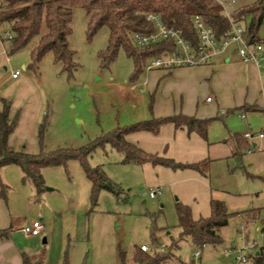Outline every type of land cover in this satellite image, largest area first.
Masks as SVG:
<instances>
[{"label":"rangeland","instance_id":"rangeland-1","mask_svg":"<svg viewBox=\"0 0 264 264\" xmlns=\"http://www.w3.org/2000/svg\"><path fill=\"white\" fill-rule=\"evenodd\" d=\"M225 1L222 0L225 10L231 14L234 9L256 0ZM88 21L89 16L81 8L73 9L69 43L76 52L78 68L71 77L62 70L60 63L54 62L50 53L36 71L22 69L23 65L27 67L30 63L34 44L14 55H4L1 53V37L5 36L4 32L9 34L10 30L7 27H3L4 31L0 29L2 92L14 97L31 90L38 92L42 105L40 122L47 120L44 137L46 152L79 149L118 129L156 118V113L170 105L173 98L171 85L164 87L156 78V71H146L139 81L131 84L134 66L122 50L109 69H101L98 54L107 47L109 30L104 27L89 38ZM258 36L264 43V23ZM2 44L6 49L7 44ZM16 70L21 72L19 81L9 77ZM130 84L135 86L133 94L122 90ZM207 97L214 98L210 93L206 94L202 99L204 104ZM17 115L18 112H15L12 116ZM217 115L222 119L213 120L207 141L200 140L211 151L204 160L227 157V153L231 157L234 147L231 142H226L228 129L243 133L242 129H246V122L251 119V115L245 120L229 111ZM257 123L253 131L260 133L264 126ZM166 134L163 137H168ZM200 144H194L197 147L194 155L200 154ZM248 154L243 152L238 160L233 157L237 160L234 166L227 160L223 164L218 162L211 169L210 163L204 177L190 169L173 170L150 163H126L110 144L99 146L88 157V163L93 168H103L116 186L119 197L103 188L93 209L89 182L77 161L69 162L66 169L56 167L45 170L46 191L41 200L35 197L31 185L24 184V187L21 184L22 172L17 166L5 167L0 171V178L8 189L7 200L0 197V229L11 227L14 216L38 219L43 214L53 224L47 236L51 250L44 264H58L59 260L63 263L65 258L69 264H122L120 253H125L126 259L130 260L135 248L146 246L152 251L157 241L158 248L164 250L172 239H178L177 204L188 206L194 219L209 218L211 199L217 198L226 203L230 212L256 211L253 222L243 217H232L219 232L224 243L216 247L205 246L201 259L194 263L229 264V259L222 256L227 245L243 247L247 242L256 241L259 248H264V232L256 231V228H264V170L258 172L252 164L254 159H258ZM170 158H173L171 152ZM176 162L190 164L195 161ZM228 174L235 175L240 194L233 195L219 189L220 186L231 188ZM157 191L156 197L151 198L150 193ZM241 225L246 230H239ZM43 237L37 240L42 243ZM195 251L189 240L181 241L175 253L177 258L172 264H180V258L183 262L193 261Z\"/></svg>","mask_w":264,"mask_h":264},{"label":"trees","instance_id":"trees-1","mask_svg":"<svg viewBox=\"0 0 264 264\" xmlns=\"http://www.w3.org/2000/svg\"><path fill=\"white\" fill-rule=\"evenodd\" d=\"M228 1V0H226ZM225 1V2H226ZM81 8L89 16L87 34L92 38L100 29L109 30L107 47L100 51L98 58L101 69H109L122 50L134 66L130 78L136 83L147 71V66L154 58L173 54L176 45L172 39H165L153 44L140 46L137 35H149L155 31L149 21V15H158L168 27L181 31L183 37L194 47L199 44V37L194 19L199 17L210 28L217 39H221L231 27L224 2L217 0H0V27H7L12 35L5 39L9 56L34 44L28 69L36 71L47 54H52L54 62L62 65V70L71 77L78 68L75 61L76 52L70 48L69 38L72 34L71 22L74 8ZM234 23L244 27L249 44L263 43L259 30L264 23V0L240 6L231 14ZM0 109V171L8 166H17L22 172V183L30 184L40 197L46 191V183L42 171L48 168H67L70 161L81 165L87 179L91 182V208L97 206L101 189H108L119 197L116 186L110 181L101 166L91 167L88 157L99 146L110 144L120 153L126 163L138 165L150 163L173 170L190 169L206 177L210 165L208 159L197 163H181L174 159L150 154L138 145L131 143L127 137L131 134L148 132L159 135L162 128L172 124L176 129H186L188 134L196 133L207 140L208 130L215 119H198L183 114L152 118L150 120L118 129L104 138L79 149H58L53 152L44 150V137L47 120L38 128L40 153L37 155L17 152L11 148L9 139L18 125L19 115L12 116L10 105L1 100ZM231 140L236 143V156H242L249 148L246 139L235 134ZM7 189L0 178V197L7 200ZM211 216L194 219L188 206L177 204L178 239H172L164 250L158 248L157 241L152 251L135 248L130 260L125 253H120L122 264H172L175 261L179 243L189 240L193 247L218 246L224 243L220 229L227 226L232 217L243 216L250 211L230 212L223 200L212 198L210 202ZM9 230H0V239H5ZM264 248H259L251 257V264H264ZM177 258V257H176ZM180 258V257H179ZM23 264H33L30 257L22 254ZM180 264H194L195 261ZM63 264H69L67 258Z\"/></svg>","mask_w":264,"mask_h":264},{"label":"crops","instance_id":"crops-1","mask_svg":"<svg viewBox=\"0 0 264 264\" xmlns=\"http://www.w3.org/2000/svg\"><path fill=\"white\" fill-rule=\"evenodd\" d=\"M217 1L222 2V0ZM2 43L4 42H1V53L4 55L8 54L7 48L5 49ZM22 69L29 70L28 66L26 67L25 65L22 66ZM15 72H12L9 77L15 81H19L21 73L16 78H13ZM151 72L156 73V78H159L164 87L171 85V95L173 97L172 100L170 99V105L167 104L159 113H156V118L183 114L202 120L215 118V120H218L222 118L217 114H224V111H229L233 115L238 114L245 120H248V116L251 115V119L246 122V129H242L243 133H235L233 132L234 129H228V135L225 139L228 138L226 142L232 143L234 152L231 157L227 155L230 153H227V157H214L211 161L209 160L211 163V169L218 162L223 164V161L227 163V160L230 161L231 166H234L238 160V156L235 155L236 143L233 142L231 138L235 134H239L244 138L245 133L253 132L256 135L252 140L244 138L249 144V148L244 150V152L247 151L249 153L248 155H254L255 158L258 159H254L252 162V164L256 166L258 172L264 170V136L262 138L258 136L259 134L264 133V130L260 133L253 131V127L257 126V122L258 126H260L261 123L264 126V70L258 63L241 61L237 55L236 48H231L226 54L216 57L209 65L193 68H180L172 71L151 70ZM2 83V79H0V109L2 108L1 100H5L10 105L11 115L15 112H18L19 114L18 125L9 139L11 148L17 152H24L32 155L39 154L40 143L38 138V128L41 124L40 108L42 107L40 95L38 92L31 90L19 97H14L13 95H8L2 92ZM134 88L135 86L130 84V86L123 87L122 90L126 93L133 94ZM208 93L213 95L214 98L207 97L205 101L206 104H204L202 100L203 96ZM26 99L29 100L27 101ZM260 114H263V116ZM215 115L217 116L214 117ZM165 133L168 134V137H163ZM127 140L138 145L141 149L150 154H157L158 156L169 154L167 155L169 157H163L170 158L171 152V157L175 158L176 161H190L192 159L195 161L194 163H197L207 155L209 156L210 151V149L208 151V148L200 142L202 138L199 135L196 133L188 134L186 129H176L172 124L165 125L159 135L140 132L129 135ZM226 142L223 143L226 144ZM194 144L202 145L201 148H199V155H194L197 149ZM171 149L172 151H170ZM255 153L260 154L255 155ZM233 157L237 160H234ZM8 167L14 166L12 165ZM45 170L46 169L42 171L43 177ZM227 177L228 181L231 180V183H229L231 188L228 186H220L219 189L223 192H231L233 195L240 194L238 181L235 175L228 174ZM87 181L89 182L88 189L91 196L92 184L88 179ZM25 185L23 184L24 187ZM104 188L108 189V187ZM48 190L51 191L50 189ZM42 195L37 197L35 193V197L38 200H41ZM40 216L41 217L38 219L13 217L11 227L7 228V230H9L8 237L0 239V264H23V253H26L30 257L33 264L47 263L51 250V242L49 243L47 236L50 234L53 224H50V219L45 215L41 214ZM238 217H243V219L253 222L256 218V211L254 212L251 210L248 215L246 214ZM36 219L42 222L44 226L43 231L39 236L26 237L22 229L25 226L30 225L31 222ZM45 221L47 222L46 225L44 224ZM239 230L244 231L246 228L244 229L241 225ZM256 231L264 232V228H256ZM39 237H43L42 243L40 240H37ZM31 240L34 241L31 242ZM258 249L259 247L257 250ZM223 258L225 257L223 256ZM228 261L229 264H232L231 259ZM63 263L60 260L58 262V264ZM249 264H251V262Z\"/></svg>","mask_w":264,"mask_h":264},{"label":"built area","instance_id":"built-area-1","mask_svg":"<svg viewBox=\"0 0 264 264\" xmlns=\"http://www.w3.org/2000/svg\"><path fill=\"white\" fill-rule=\"evenodd\" d=\"M149 21L154 25L155 31L149 35H137L136 41L140 46L156 43L165 39H172L176 45V52L165 56H160L151 60L147 66V71L163 70L172 71L180 68H193L209 65L216 57L226 54L231 48H236L239 59L243 62H256L264 70V43L249 44L247 34L243 26L234 23L228 14L231 24L229 30L221 39H217L213 31L208 28L199 17H195L194 24L199 37V44L194 47L187 41L181 31L173 27L166 26L158 15H149ZM3 27H0V29ZM5 33L1 40L11 39V33ZM21 72L16 71L13 78H16ZM255 133L247 132L244 138L252 140ZM263 137L264 133L258 135ZM157 192H151L150 197L155 198ZM43 224L39 220H34L30 225L25 226L22 230L26 237H36L43 231ZM259 244L248 242L243 247L234 244L228 245L223 249V256L231 259L232 264H249L251 262L250 254H253ZM142 251L147 252L148 247L141 246ZM202 257V248H196L194 261H198Z\"/></svg>","mask_w":264,"mask_h":264}]
</instances>
